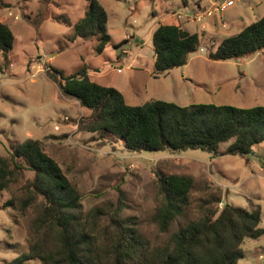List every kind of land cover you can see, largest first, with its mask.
Instances as JSON below:
<instances>
[{"label":"rangeland","instance_id":"374dc122","mask_svg":"<svg viewBox=\"0 0 264 264\" xmlns=\"http://www.w3.org/2000/svg\"><path fill=\"white\" fill-rule=\"evenodd\" d=\"M99 1L108 12L111 35L102 53L96 52L98 36L85 39L75 31L87 0H0V20L15 34L7 67L0 72V155H9L12 142L41 140L77 186L86 213L98 206L117 210L154 243L197 219L202 206L221 209L226 202L248 210L260 206L264 228V142L246 156L219 157L203 149L139 153L120 141L101 145L97 133L78 130L77 120L88 110L63 96L45 74V64L67 75L84 65L107 70L92 79L115 86L130 104L162 99L179 105H264V52L228 60L207 56L222 38L263 16L264 0H234L225 9L221 5L226 0H189L188 6L181 0ZM199 11L201 19L195 16ZM162 22L190 27L202 44L186 65L156 75L149 48ZM119 42L123 44L116 47ZM162 173L191 174L195 179L189 205L167 232L153 221L163 200L158 181ZM32 178L33 172L24 170L9 190L0 192V264L29 249L33 208L21 214L6 204L12 198L22 200ZM242 247L238 264H264V234L245 238Z\"/></svg>","mask_w":264,"mask_h":264},{"label":"trees","instance_id":"16d2710c","mask_svg":"<svg viewBox=\"0 0 264 264\" xmlns=\"http://www.w3.org/2000/svg\"><path fill=\"white\" fill-rule=\"evenodd\" d=\"M181 2L183 6L189 4V0ZM107 22L103 4L87 0L75 31L85 39L98 36L96 52L102 53L111 41ZM14 40L11 27L0 20V72L7 67ZM150 43L153 72L158 75L186 65L200 50L202 40L197 31L159 23ZM257 52H264V15L238 33L222 38L207 56L228 60ZM91 70L101 71L84 65L67 75L45 64L46 76L62 95L76 99L88 110L77 120L78 130L97 133L101 145L120 141L127 150L139 153L203 149L219 157L246 156L264 142V105H179L162 99L129 104L116 87L94 81ZM225 143L227 147L221 149ZM8 153L0 155V192L9 190L24 170L32 171L23 199L12 198L6 206H13L21 214L32 207L35 216L28 251L6 264L36 259L40 264H238L244 256V239L264 234L260 206L248 210L226 202L221 209L202 206L197 219L179 225L165 241L154 243L117 210L98 206L86 213L77 186L45 151L41 140L12 142ZM158 181L163 200L153 221L160 231L167 232L189 205L195 179L191 174L162 173Z\"/></svg>","mask_w":264,"mask_h":264},{"label":"crops","instance_id":"0c3cea01","mask_svg":"<svg viewBox=\"0 0 264 264\" xmlns=\"http://www.w3.org/2000/svg\"><path fill=\"white\" fill-rule=\"evenodd\" d=\"M162 23H165V22H162ZM179 25V24H178ZM184 28H186V29H188V30H192L190 27H184ZM151 42V41H150ZM112 64V63H111ZM105 66V65H104ZM106 68V67H105ZM100 69V68H99ZM97 75H96V74ZM108 73V71L107 70H104L103 69V71H95V70H91L90 72H89V75H90V77L92 78V76L93 75H96L97 76V78H101L103 75H105V74H107ZM98 82V81H97ZM100 83V82H99ZM113 86V85H112ZM115 87V86H114ZM145 102V101H144ZM130 104V103H129ZM141 104V103H140Z\"/></svg>","mask_w":264,"mask_h":264},{"label":"built area","instance_id":"2783aa9c","mask_svg":"<svg viewBox=\"0 0 264 264\" xmlns=\"http://www.w3.org/2000/svg\"><path fill=\"white\" fill-rule=\"evenodd\" d=\"M235 4L234 0H226L222 5H221V9H225L228 8L229 6H232ZM203 13L201 11H199V13L197 15H195L198 19H201L203 17Z\"/></svg>","mask_w":264,"mask_h":264}]
</instances>
